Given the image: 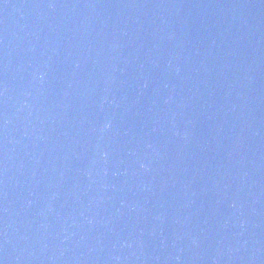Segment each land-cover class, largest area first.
Returning a JSON list of instances; mask_svg holds the SVG:
<instances>
[{
	"label": "water",
	"instance_id": "95a60500",
	"mask_svg": "<svg viewBox=\"0 0 264 264\" xmlns=\"http://www.w3.org/2000/svg\"><path fill=\"white\" fill-rule=\"evenodd\" d=\"M0 264H264V0H0Z\"/></svg>",
	"mask_w": 264,
	"mask_h": 264
},
{
	"label": "snow or ice",
	"instance_id": "6c2138e0",
	"mask_svg": "<svg viewBox=\"0 0 264 264\" xmlns=\"http://www.w3.org/2000/svg\"><path fill=\"white\" fill-rule=\"evenodd\" d=\"M108 127H110L111 125H107Z\"/></svg>",
	"mask_w": 264,
	"mask_h": 264
}]
</instances>
